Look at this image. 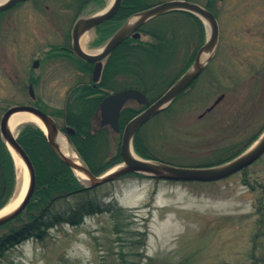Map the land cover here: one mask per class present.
Here are the masks:
<instances>
[{"label": "rangeland", "instance_id": "374dc122", "mask_svg": "<svg viewBox=\"0 0 264 264\" xmlns=\"http://www.w3.org/2000/svg\"><path fill=\"white\" fill-rule=\"evenodd\" d=\"M73 1L29 0L0 15V119L5 108L31 100L17 90L19 85L27 87V74L10 79L11 67L21 62L30 78L41 74L35 86L38 104L48 112L64 106L80 73L67 59L47 56L53 46L71 42L78 9ZM112 1L104 0L105 6ZM167 1L171 0L141 3ZM194 1L202 6L208 3ZM211 7L220 13L219 40L216 49L204 48L200 58L206 62L211 57L206 64L209 72L140 131L145 144L169 163L198 165L264 130V0H214ZM101 11L91 4L83 12ZM85 34V48L99 53L102 48L90 45L96 40L95 32ZM186 46L195 48L191 42ZM38 59L41 65L32 69ZM221 94L224 99L199 118ZM248 171L264 183V160ZM89 195L126 210L123 227L147 231L139 250L145 258L139 264L250 263L256 194L244 184L241 173L214 183L153 182L128 176ZM114 222L102 214L86 218L79 227L61 224L41 241L29 239L10 248L0 264H117L114 252L120 250V243ZM8 229L0 228V236Z\"/></svg>", "mask_w": 264, "mask_h": 264}, {"label": "trees", "instance_id": "16d2710c", "mask_svg": "<svg viewBox=\"0 0 264 264\" xmlns=\"http://www.w3.org/2000/svg\"><path fill=\"white\" fill-rule=\"evenodd\" d=\"M142 1V0H141ZM140 0H124L117 14L109 21L96 27V40L92 47L102 46L132 15L148 6ZM193 1V0H188ZM214 0H208L205 8L212 11L219 20L220 13L212 9ZM194 2V1H193ZM79 15L89 5L99 8L104 0H74ZM188 30V31H187ZM141 37L128 38L122 42L105 60L102 76L98 84L90 79L92 66L75 57H67L82 73L67 94L64 106L54 112L59 129L66 127L75 131L70 141L95 176L122 163L118 140L108 128L95 126L99 104L109 93L136 88L147 95L150 102L163 94L194 62L200 46L206 41V31L201 20L188 12L176 11L154 18L141 29ZM186 42L195 44V48L186 46ZM57 53L66 56L62 49ZM197 80L191 85L193 87ZM182 93L175 101L181 99ZM170 108V107H169ZM144 107L127 106L120 115L119 126L137 115ZM140 132L134 137L133 150L143 159L167 162L154 153V149L145 144ZM259 136V135H258ZM252 136L246 142L235 143L206 161L190 167H213L235 158L245 151L258 138ZM17 142L29 157L35 170V189L26 210L15 220L9 222L8 233L0 236V259L3 254L28 238L43 239L48 231L61 224L79 226L88 216L110 215L118 234L120 250L114 252L117 264H139L145 258L139 253L143 247L147 231L123 227L126 210L116 207L115 203L100 201L89 193L93 189L85 188L73 171L61 162L49 147L43 131L33 124H26L19 129ZM264 156L259 161H263ZM169 163V162H168ZM255 163V164H256ZM177 166H189L174 164ZM254 164V165H255ZM248 169L241 172L243 182L255 192L254 215L255 231L251 238L249 264H264V183L251 178ZM130 176V175H127ZM142 179H152L137 175ZM126 177V176H124ZM16 186L14 161L5 144L0 140V209L12 197ZM14 223H18L15 225ZM123 247L128 251L122 250Z\"/></svg>", "mask_w": 264, "mask_h": 264}, {"label": "water", "instance_id": "95a60500", "mask_svg": "<svg viewBox=\"0 0 264 264\" xmlns=\"http://www.w3.org/2000/svg\"><path fill=\"white\" fill-rule=\"evenodd\" d=\"M26 0H4L0 2V12L8 10L15 6L19 2ZM222 1V0H220ZM123 0H114L112 4L102 13L82 18L78 20L72 31L73 38V52L82 60L94 64L93 69V81L98 82L101 71H102V60L105 59L116 47H118L128 37L133 36L134 38L139 37V33L136 31L149 20L163 15L169 12L185 11L191 13L200 18L206 26L209 34L208 41L198 52L193 66L183 74L160 98L154 103L148 105L146 96L136 89H125L107 96L99 107L100 113V125L108 126L115 132H119V118L120 112L124 105L129 101H135L139 105L147 104L148 107L141 112L139 115L134 117L124 128L120 144V154L123 160V164L100 177L94 176L85 163L82 161V165H77L69 158H67L55 143V136L59 132L55 121L44 112L31 107V106H14L9 108L2 116L0 121V133L1 137L6 146L11 149L20 157L23 164L26 166L28 171L29 183L26 194L20 203V205L11 213L0 217V226L9 222L10 220L17 217L29 204L34 188H35V171L33 165L23 151L21 146L16 141L15 136L11 133L8 128L9 118L17 112H29L34 115L44 126L45 136L47 142L57 157L69 166L74 172L77 170L88 177L86 185L89 187H97L103 184L115 181L121 176L127 173H139L146 176L154 177L161 180H174V181H190V182H216L226 179L243 169L251 166L264 154V132L259 139L245 152L237 156L236 158L228 161L222 165L207 168H189V167H177L168 165L161 162H153L143 160L134 155L132 150V142L135 134L138 130L151 118L165 110L177 96H179L199 75L203 72L208 61L201 62V55L204 48L214 49L218 41V24L215 16L205 9L204 7L183 0H175L165 2L147 10H144L138 14L139 18L136 23L129 26L126 23L120 28L106 43L104 48L99 54H91L84 52L80 45L79 39L83 33L93 29L95 26L111 19L119 10ZM221 96L214 105L207 111H210L221 99ZM68 133L72 134L73 130L68 128Z\"/></svg>", "mask_w": 264, "mask_h": 264}, {"label": "bare ground", "instance_id": "6f19581e", "mask_svg": "<svg viewBox=\"0 0 264 264\" xmlns=\"http://www.w3.org/2000/svg\"><path fill=\"white\" fill-rule=\"evenodd\" d=\"M164 2H158L155 3L154 5H159ZM145 10V9H144ZM142 10V12L144 11ZM200 19V18H199ZM111 20V19H109ZM137 20V19H136ZM136 20L131 21L129 23V26H132L136 23ZM88 40V37L86 34L81 35L79 39V45L82 50L89 52L85 47H86V41ZM92 53V52H91ZM205 58V57H203ZM93 64V63H92ZM94 65V64H93ZM25 123H34L37 125L39 128H42L45 130L44 126L42 123L31 113L29 112H17L14 113L8 120V128L11 131L13 135H15L16 129L25 124ZM55 143L59 147V150L71 161H73L77 165H82V161L78 154L75 152L74 148L72 147L71 143L67 139V137L62 134L61 132H58L55 136ZM11 154L15 160V165H16V171H17V187L14 192L13 197L11 198L10 202L6 204L1 210H0V217L7 215L11 212H13L22 202L29 183V177H28V171L26 169V166L23 164L21 161L20 157L11 149ZM135 155V154H134ZM77 177L87 183L88 177L82 174L79 171H75ZM28 207V205H27ZM26 207V208H27ZM25 208V209H26Z\"/></svg>", "mask_w": 264, "mask_h": 264}, {"label": "flooded vegetation", "instance_id": "af4514ba", "mask_svg": "<svg viewBox=\"0 0 264 264\" xmlns=\"http://www.w3.org/2000/svg\"><path fill=\"white\" fill-rule=\"evenodd\" d=\"M141 31V29H139V32ZM59 48L60 49H64L69 55L71 54V51H70V47H67V45L65 44V45H60L59 46ZM20 59H21V61H23L24 60V58L20 55ZM36 62H38V64L39 65H41V59L39 60H35ZM34 61V62H35ZM26 66L27 65H24L22 62L19 64V65H16V66H12L11 67V74H10V79L11 80H13V78H15V77H18L19 76V74H21V78H24L25 76H26V74H27V76H26V81L28 82V85H27V87L25 88V87H17V90H18V92H19V94H26V96H28V98H29V93H28V89H29V87L30 86H32V88H33V91H34V93H35V91H36V89H35V86H36V84L41 80V74H39L38 76H37V79L36 78H30L29 77V71L27 72V70H26ZM32 66V65H31ZM38 68V67H37ZM33 69V68H32ZM91 70H93V68L91 69ZM102 72V71H101ZM81 73V72H80ZM81 75H82V73L79 75V77H81ZM91 76H92V71L90 72V79H91ZM78 77V78H79ZM13 84V85H12ZM11 84V89H13V87L15 86V84L14 83H12ZM37 100V97H36V93H35V98L32 100V101H28V102H23V103H17L18 105H31V106H34V107H36V108H38V109H41V105L40 104H38V102L39 101H36Z\"/></svg>", "mask_w": 264, "mask_h": 264}]
</instances>
